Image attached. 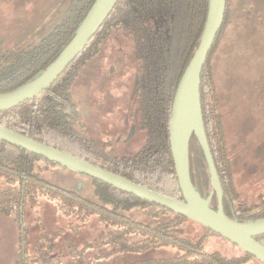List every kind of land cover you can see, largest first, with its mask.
I'll return each instance as SVG.
<instances>
[{
    "label": "trees",
    "instance_id": "obj_1",
    "mask_svg": "<svg viewBox=\"0 0 264 264\" xmlns=\"http://www.w3.org/2000/svg\"><path fill=\"white\" fill-rule=\"evenodd\" d=\"M94 2L79 0L68 17L39 43L2 55L0 94L41 75L73 39ZM209 5L210 0H119L85 49L58 79L38 96L0 112V123L164 194L183 198L170 144L172 106L182 74L202 37ZM229 13L228 0L223 26ZM218 37L219 34L201 72L200 102L224 191L225 213L232 219L246 222L264 217V200L248 215L240 213L235 206L238 195L233 165L218 110L210 58ZM113 45L126 52L129 50V63L132 62V71L138 77L132 105L137 125L145 132L138 151L123 156L102 149L84 136L76 126L81 122L72 98V83L82 64L72 72L70 67L78 60L83 62L86 54L93 58L101 52L107 53ZM61 79L64 84L58 87ZM189 155L195 187L209 199L210 206L217 209L207 159L195 134L190 139ZM39 160L57 165L0 140V214L12 217L15 222L18 253L14 264H32L34 260L30 250L28 205L43 198L53 203L73 237L92 217H97L104 227L99 236L80 247L70 244L71 253H77L76 264H83L81 254L89 251H96L90 264L118 256H122L120 264H241L254 258L245 251L241 256L229 257L206 250L203 238L194 240L179 234L181 224L189 218L98 179L89 177L94 187L92 198L83 196L77 189L52 184L36 170ZM170 177L173 186L168 185ZM258 240L264 243V235ZM53 246L55 243L46 241L38 245L37 251L46 257ZM161 247L178 250L165 256H150V252ZM128 254L142 258L124 259Z\"/></svg>",
    "mask_w": 264,
    "mask_h": 264
},
{
    "label": "rangeland",
    "instance_id": "obj_2",
    "mask_svg": "<svg viewBox=\"0 0 264 264\" xmlns=\"http://www.w3.org/2000/svg\"><path fill=\"white\" fill-rule=\"evenodd\" d=\"M78 3L79 0H0V57L39 43L68 17ZM229 3V17L220 30L210 58L218 110L222 115L228 153L233 165L235 192L238 195L235 206L240 213L248 215L264 200V0H229ZM116 46L113 47L114 51L120 48ZM121 56L128 67L129 50L126 52L123 49ZM109 64H112L111 61L106 66L109 67ZM114 67L117 75L110 78L112 85L108 87H111L115 99L111 109L118 114L108 115L109 112H106L102 114V119L107 123L114 121L121 125L128 93V89L124 90V81L127 72L133 70V64L131 62L126 72L125 67H122V73L119 64H114ZM103 82L107 84L104 78L99 81L88 69H81L73 81L72 98L78 106L80 122L87 119L89 101L93 99V92L98 93L99 83ZM76 126L87 136L84 126ZM111 139L116 144V154L123 156L115 136ZM137 143L133 144L134 148H138L141 141ZM37 164L36 170L40 171L45 180L61 187L77 189L85 197H93V183L86 175L42 160L37 161ZM170 178L168 185L173 186V179ZM138 215L142 216L140 212ZM28 225L30 250L34 259L32 264H76L77 253H71L70 244L76 243L80 247L99 236L104 228L97 217H92L73 237L64 218L53 203L45 198L28 205ZM61 227L63 229L59 232ZM179 234L194 240L203 238V247L208 251L229 257L243 255L238 245L190 219L181 224ZM46 241L55 243V246L46 257H42L37 249L38 245ZM177 250L176 247H161L150 252V256H165ZM17 253L18 233L15 222L12 217L0 214V264H14ZM83 253L82 263L90 264L96 251ZM137 258L142 256L128 254L124 259ZM121 261L122 256H118L93 261V264H120ZM241 264L263 263L249 258Z\"/></svg>",
    "mask_w": 264,
    "mask_h": 264
},
{
    "label": "water",
    "instance_id": "obj_3",
    "mask_svg": "<svg viewBox=\"0 0 264 264\" xmlns=\"http://www.w3.org/2000/svg\"><path fill=\"white\" fill-rule=\"evenodd\" d=\"M119 0H95L76 34L57 59L37 78L0 94V112L32 99L49 88L66 68L85 49ZM228 0H210L202 37L189 60L174 96L170 121V144L178 183L183 198L172 197L161 191L103 168L55 146L36 140L0 123V140L23 148L70 171L106 182L117 189L170 209L238 245L264 264V217L242 222L225 213L224 191L209 145L200 102V78L204 64L223 27ZM195 134L204 150L218 207L214 209L195 187L190 171L189 144Z\"/></svg>",
    "mask_w": 264,
    "mask_h": 264
},
{
    "label": "flooded vegetation",
    "instance_id": "obj_4",
    "mask_svg": "<svg viewBox=\"0 0 264 264\" xmlns=\"http://www.w3.org/2000/svg\"><path fill=\"white\" fill-rule=\"evenodd\" d=\"M115 52V53H114ZM123 52L122 47L118 49H112L107 53L101 52V54L90 57L89 54H86V58L82 62L81 60L76 61L72 67H70L71 72L75 71L81 64V69H88L89 72L93 73L97 79L100 81L104 78L107 82L98 85V93L93 92V99L89 101L88 104V117L82 123V126L85 127L88 139L92 140L96 145L101 147L104 150L113 151L116 153V144L112 142V137L115 136L116 143L121 145L122 153L124 155H130L136 153L141 147V143L138 148H134L133 144H138L137 142L142 141L144 137V131L140 129L136 122V110L133 108L132 100L136 92V86L138 82V77L135 76L133 71L127 72V76L124 81V90L128 89L127 93V107L124 109V115L122 119V124H116L114 121L105 122L103 121L102 114L105 115L106 112L115 113L114 109H111V103L114 102V95L111 91L112 81L110 78L113 75H117V70L114 67V64H122L125 67V72L129 67L130 63L128 62V67L124 62V57L121 56ZM114 53V54H113ZM127 54V53H125ZM109 67L106 66V63L110 62ZM121 66V65H120ZM80 69V70H81ZM123 68L121 67L120 73H122ZM63 79L58 83V87L63 85ZM98 95V98H97ZM77 105V104H76ZM78 107V106H77ZM79 110V109H78ZM121 113L119 112V115ZM90 145V144H89Z\"/></svg>",
    "mask_w": 264,
    "mask_h": 264
}]
</instances>
